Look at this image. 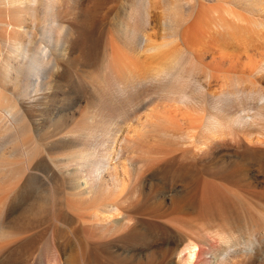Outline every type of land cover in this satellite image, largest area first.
<instances>
[{
	"label": "rangeland",
	"instance_id": "374dc122",
	"mask_svg": "<svg viewBox=\"0 0 264 264\" xmlns=\"http://www.w3.org/2000/svg\"><path fill=\"white\" fill-rule=\"evenodd\" d=\"M5 1L0 0V22L11 23L13 26L22 25L26 28V31L31 33L32 38L27 33H14L10 28L6 30L5 25L0 27V87H2L3 93L6 94L4 96L8 97V99L4 98L5 102L8 100L10 104L16 106V117H18L16 121L20 126V130L16 126L17 129H15L19 131L15 130V132H18L19 136L15 134L23 142V148L26 151L28 150L26 154H22L20 149L18 152L13 150V153H11L13 148L17 149V144L11 149L9 146L13 143H10L11 145L8 143L7 149L11 152L7 149L5 152H10L11 156L7 153L9 156L4 155L6 160L8 159L7 164L20 171L21 175L16 169L11 168L12 172L3 176L0 182L5 181L7 184L14 185L17 179L18 184L29 180L35 186L34 189L38 195L47 191V199L49 198L47 207L42 211L35 212L37 210L35 209L32 214L52 216L57 208L62 206L64 211L71 208L74 209L76 214L77 212L80 213L81 219H88L98 206H90L85 203L87 207L85 204H81L83 201L79 200L82 199L78 193L79 190L76 189L77 192L74 190L71 192V185L68 188L69 178L62 174H58L54 178L51 176L49 168H55V166L62 163L61 161L67 162L69 156L74 154L76 150V152H80V150L84 151L93 146L97 155L103 152L102 140L98 139L97 136L104 137V135L100 136L102 130L117 131V138L123 136L131 138L133 128L141 130L136 138H131H135V149L127 151L124 171H119L120 176L124 179L122 193L119 197H116L117 192H113L112 187L107 190L99 187L96 190L99 196L97 199L102 201L120 199L123 201L122 204L125 209L132 203L143 202L149 210L159 208L160 213L157 214L158 217L147 212L140 215L138 219L141 221L142 227L136 231V234L132 233L124 237L123 235L131 233L128 227H125L106 232L103 235L104 237L94 238L95 243L91 241L87 243L88 245L82 247L77 245V255L84 253L81 257L82 262L78 260L79 264H138L141 261H150L152 258L158 259L160 256L153 257L150 253H147L146 248L150 243L155 244L154 247L157 245L166 246L161 244L165 241L169 243V247H182L184 238L187 240L184 241L185 244L194 242L196 240L193 237L196 234L195 232L203 233L207 230L208 233H211L214 229H220L222 233L229 235L226 242L235 243L247 239L248 252L235 255V264H264V115L257 120L258 122L263 120L262 123H257L256 128L251 130L250 135L246 132L247 130L238 129L236 131L238 135L235 133L231 135L226 132L223 137V140L224 138L226 140H224V145L214 148L211 154L202 156L200 154L197 156L194 152L195 155L191 154L190 144L186 143L187 149V147L185 148L186 144L184 145L180 138L176 137L177 139H175V136L170 135L174 132L171 131L173 128L169 124L168 126L166 123L157 122L159 126L155 125L152 128L149 127L148 123H144L147 124L145 128L136 124L138 120L143 121L145 118L142 111L152 112L153 110L151 114L156 113L157 104L155 107V103H152L151 106L156 108L154 110L150 108L151 106L144 108V102L150 97H154L156 103L159 102L157 100L158 93L164 90L158 86L159 84L157 85V83L150 82L147 79L161 68L170 67L174 72L179 68V73L189 81L184 80L182 86L179 82L180 86L175 85V88L171 90L176 93L182 91L191 94L200 102V105L195 106L191 111L181 107L178 103H165L164 107L166 106V110L172 114H178L182 111L181 114L188 115L194 110L202 113L212 111V109H209L213 99L202 94V92H200L201 94L196 92L193 87L195 82L204 79L205 70H207L208 75L210 71L214 76H223L219 80L220 82L214 81L210 85L207 84V92L210 95L216 96L226 92L237 93L239 91L238 95L235 94L233 97L235 100H233L231 112H234L236 107L240 108V105L244 106L246 103L241 91L253 90L254 88L264 89V71L257 73V68L264 63V50L256 49V52L250 50L249 54L247 53L249 57L246 52L242 51L243 44L241 43L247 40L249 45H252L249 47L250 49H253L256 44L257 46H263L261 43L264 42V0H242L244 2L248 1L246 5L249 6V11L248 9L242 11L244 16L250 21L256 23L259 21L257 23L259 26L253 25L246 39L235 33L227 35L220 32L219 34L210 35L209 45L215 47L213 38L216 35L223 43L219 46L220 49H217V53L213 48L214 50L211 49L210 54L205 55L204 62L207 66H202V69L201 66L198 67L197 64L194 65L191 62L187 53L188 47L186 46L188 45L178 39L177 34L175 35V32L168 25V22L172 19L182 29L186 28L192 20L197 19V16H195V1L152 0V5L146 7L142 0H51L47 8L42 1H38L31 6L32 9L34 7V16L29 13V10L21 6V11H16L11 7V4H7ZM200 2L219 7L225 5L219 0H200ZM190 4H193V7ZM210 19L212 20V18ZM210 19L209 22L207 21L208 23H203L198 28L206 29L211 23ZM49 26L53 29V38L59 41L55 46L56 49L51 48L52 54L48 55V58H44V65L36 76L30 77V70H28L27 65L21 66L17 59L13 58L11 63L15 69L12 67V70L11 68L9 78L16 80L13 82L5 80L2 77L4 76V70L1 65V52L4 50L3 39L14 35L24 42L31 40L29 48L31 51H35L38 50V46L48 43V39L43 37V32ZM59 27H63V29L60 30ZM132 29L136 33H133ZM124 33L128 34V36L126 35L127 38ZM134 34L135 36L132 39L131 36ZM256 36H260L259 39L262 40H259ZM142 37H147L151 44L166 42V51L163 49L160 56L154 57L155 60L153 57L147 56L148 53L145 54L144 50L141 49V44H139L142 42ZM219 41H217V44H219ZM259 41L261 42L259 43ZM214 57L221 62L224 71H215V66L210 63ZM102 59L105 66L107 65L104 72L101 71ZM169 63L172 64L169 65ZM151 72L153 75H151ZM110 76L113 80L115 79L114 82H120L118 87L123 85L124 82L127 83L126 88L124 90L119 89L118 84H115L116 86L112 84ZM117 79L119 80L116 81ZM106 82L112 85L110 86L108 83V87ZM113 86L115 87L114 90H117L114 91ZM201 109L203 110L201 111ZM4 113L0 109V117L12 120L10 114L7 113L6 116V113L5 115ZM134 116H137V119H133ZM165 133H168V135ZM7 134V132L0 129V138ZM89 135L94 137L89 138ZM71 137H74L73 140H71ZM93 138L95 140H90ZM64 139L66 140L64 141ZM238 141L241 142L239 145ZM64 142L67 145V142L72 144L67 146L64 145ZM2 146L4 145L2 144ZM91 150L93 151V149ZM222 151L223 153L220 154ZM198 158L203 159V162H199ZM212 158L215 159L212 160ZM155 159L158 164L154 163ZM145 160L152 163L145 162ZM136 162L145 163L140 167L141 170L144 167L147 168V163V166L152 169L144 168L145 171L142 170L143 172H139V174H133ZM235 162H238L237 164L240 166H245L246 175L242 174V177L240 176L234 183L208 177L195 179L187 176L185 179L178 174L181 171L178 170L180 166L192 168L189 172L191 171L190 174L194 175V173H200L204 170L205 172L207 170L216 171L217 167H214V163L219 164L218 167L222 166L221 169L227 170L231 166H236ZM54 163H56L55 166ZM17 175L20 177L18 178ZM186 180L189 181V184L186 183ZM190 188L193 191L192 194H190L192 192ZM182 198H189L188 200L194 203L191 204L193 208H191V211L181 210L179 202ZM66 204L68 205L66 206ZM195 209H200L205 215L197 216V212L193 211ZM82 213H85L88 218H85ZM13 214H16V212H13ZM190 216L191 219H189ZM194 216L195 219H193ZM190 220L191 223H188ZM206 221L217 223V225L212 224V229L209 230L211 226L208 225L211 222H208L209 224L207 223L206 227ZM187 228L189 229L186 232ZM190 228L194 231L191 232ZM40 229H42V226L36 230ZM224 230L225 232H223ZM33 231L35 232V230H32L20 234V236L33 233ZM185 232L188 236L184 234ZM84 234L85 231H80L77 239L79 237L85 238V235L89 237L87 233ZM170 234H173L174 237L172 236L166 240V237ZM11 236L19 235H6L0 239V243L8 242ZM189 236L194 240L190 239ZM87 237L85 239H88ZM216 238L217 241L214 239L213 242L217 248L218 245H222V241L218 237ZM40 240L36 242L34 253L27 260H25L24 250L13 255L6 252L0 254V264L65 263L69 248L53 249L49 233L44 234ZM197 240L195 243L198 244L204 241L202 238H200V241ZM86 252L87 254L90 252L89 256L87 254L85 256ZM168 259V264L174 263V255Z\"/></svg>",
	"mask_w": 264,
	"mask_h": 264
},
{
	"label": "bare ground",
	"instance_id": "6f19581e",
	"mask_svg": "<svg viewBox=\"0 0 264 264\" xmlns=\"http://www.w3.org/2000/svg\"><path fill=\"white\" fill-rule=\"evenodd\" d=\"M38 1H42L43 5H45L46 8L48 7L49 2H51V0H6L5 2H7V4H11V7L13 9H15L16 11H21V7H24L30 11L29 13H31L32 16H34V12H33L34 7L32 9L31 6L34 5ZM191 1L196 2L195 3L196 4L195 16H197V19L192 20V22H190L186 28H182V29H180V26L176 23V21H174L170 18H169L170 21L168 22V25H170L169 27H171V29L175 32V35L177 34L176 37L178 36V39H180L182 42H184L186 45H188V46H186V47H188L187 53L189 54L191 62H193L194 65L197 64L198 67L201 66V69H202V66H204V67L207 66L206 62H204L205 55L207 53H209L210 50L213 48L215 49V51L217 53V49H220L219 46L221 45V43H223V42H221V39L219 38V36L216 35V37L213 38V40L215 41V47L212 46L211 44L209 45V38H210L211 34L214 35V34H219L220 32H223L227 35H230V34L235 33L239 37L242 36V37H244V39H246V36L251 31L252 26L253 25L259 26V24H257L259 21L257 23L250 21L242 13L243 10L248 9L249 6L246 4L249 0L246 2H244L245 0L244 1H242V0H219L225 4L224 6H220V7L203 4V2H200V0H191ZM142 2L146 5V7L150 6V4L152 5V3H151L152 0H142ZM190 5L193 7V4H190ZM248 11H249V9H248ZM248 11H246V12H248ZM221 17H223V18H221ZM210 18H212V20ZM209 19L211 21V23H210L211 25L209 24L206 29H199L198 28L199 25H201L203 23H208ZM261 24H263V23H261ZM2 25L6 26V28H5L6 30H7V28H10V30L14 33H27V34H30V36L32 38L31 33L26 31V28L22 25L13 26L11 23H1L0 22V27ZM61 28L63 29V27H61ZM61 28H60V30H62ZM52 30L53 29L51 26L45 28V30L43 32V37L44 38L46 37L48 39V43L38 46V48H37L38 50H35V51H33V50L31 51V49L29 48V42L31 41L30 37H29V40H30L29 42H24V41L16 38L14 35L9 36V37H5L3 39L4 50H3V52H1V54H2L1 65L3 66V70H4V74H3L4 76H2V77H4V79L7 81L11 80L9 78V76L11 75L10 72L14 68L12 66L13 64L11 63V59H13V58H16L17 61L19 62V64H21V66L27 65L28 70H30L29 71L30 77L36 76V74L39 72V70L44 65V61H45L44 58L45 57L48 58V55L52 54L51 48H53V47L55 48V46L57 45V42L59 41L58 39L53 38V36H52L53 31ZM134 31L135 30H133V33H136V31L135 32ZM126 32H128V31H126ZM130 32H131V29H130ZM126 35L128 36V34H125V37H126ZM134 36H135V34L133 36H131L132 39L134 38ZM256 37L258 39L260 38V36H256ZM142 38H143V39H141L142 42H140L139 44H141L140 45L141 49L144 50L145 54L148 53L147 56H151V58L153 57V59H154V57L156 58L157 56H160L162 54L163 49H165V51H166V48H167V46L165 44L166 42L165 43L163 42L162 44H153V43L151 44V42H149V39L147 37H142ZM261 38H262V36H261ZM132 39H131V41H133ZM238 39H241V38H238ZM244 39H241V40H244ZM258 39H257V41H258ZM259 40H262V39H259ZM217 41H219V44H217ZM260 42L261 41H259V43ZM241 43L243 44L242 51L244 53L246 52V54L250 50L251 51L255 50V52H256V49L264 50V42H263V44L261 43V45H263V46H260V45L257 46V44H256V46H253V49L249 48L252 45H249L247 40L244 42H241ZM215 51H212V52L214 53ZM210 63H212L215 66L214 67L215 71L220 72V70H223L221 62L217 58L214 57L210 61ZM170 64H172V63H169V65ZM106 66H105L104 60L102 59V69L103 70L101 69V71L104 72V70H106ZM162 67L164 68V66H162ZM204 67H203V69H204ZM11 68H12V70H11ZM16 68H19V67H16ZM148 68H150V67H148ZM178 70H179V68L177 69V71ZM21 71H22V69H21ZM177 71L174 72L172 70V68L168 67V68H164V69L161 68L159 71L154 73V75L151 72L152 73L151 75H153V76L150 75L151 77H148L147 80L150 82L157 83V85L159 84L158 86L164 91H160V93H158L159 99L157 98V100L159 102L158 101L157 102L159 104L155 102L154 97H150L144 102V108L151 106L152 103H155V107L157 105L158 106L156 107L157 109L155 107L153 108L152 106L150 107V108H153L154 110L156 109L155 114L154 113L151 114L153 112L152 109H151L152 112H150V111L148 112L147 109H146L147 110L146 112L142 111L145 114L144 115L145 118L143 119V121H141V120L137 121L136 124L138 126L142 125L145 128V126L147 124L145 125L144 123H148L149 127L152 128L155 125L159 126V123H161V124L166 123V125L169 124L174 129V130L173 129L171 130L174 133H171L170 135L175 136L174 137L175 139H177L176 137L180 138L182 140L181 142H183L184 145L186 143L190 144L191 145V149H190L191 151L190 150H188V151H190L191 154L194 152L195 154H197V156H199V154L202 156V155L211 154V152L214 148L221 147L222 145H224L225 138L223 140V137L225 136L224 134L226 132L233 135L234 133L237 134L236 131L238 129L242 130V131L247 130L246 132L250 135L252 133L251 130L256 128L257 123L258 124L262 123L261 121H263V120H261V121L259 120L260 122H258L257 120L260 119L261 117H263V115H264V89L254 88L253 90H247V91H243V92L241 91V94L243 93V96L245 97L246 103L244 106L240 105V108L236 107L235 111L231 112V109L233 107V102H234L233 100H235L233 97L235 96V94L239 93V91L237 93H231V92L227 93L226 92V93H222V94L216 95V96L210 95L207 92L206 86L210 85L211 82L213 83L214 81L217 83L220 82L219 80L222 79L221 77H223V76H221V75L214 76L213 74H211L210 71H209V75H208L207 70H205L204 79H202V81L198 82L195 79L197 82H195L193 87H194L196 92H199V93L202 92V94L207 95V97L210 96L211 99H213V100H211L212 105H211V108L209 109V110L212 109V111L210 113H205V112L202 113V112H199L197 110H194V112L189 113L188 115L181 114L182 111L179 112L180 114L179 113L178 114H172L170 111L166 110L167 109L166 106L164 107L165 103H172V102L174 104L178 103L181 107H185L187 109H190V111L195 106L200 105V102H198V100H196L193 96H191V94H188V93L182 92V91H179L176 93V92H173L171 90L172 88H175L174 87L175 85L180 86L178 84L179 82H181V86H182L184 80L189 81L188 79H185V76H183L182 74L179 73L180 70L178 72ZM263 71H264V63L257 68V73H262ZM129 72H131V71H129ZM128 75H130V74H128ZM110 78L112 79L111 83L114 85L118 84L117 85V87H118L120 82L119 83L114 82L115 79L113 80V78L111 76H110ZM15 80L13 79L10 82H13ZM118 80L119 79H117L116 81H118ZM35 82H36V80H35ZM145 82H146V80H145ZM108 83L106 82L107 85H108ZM112 84H110V86ZM126 84L124 82L123 85H121L118 88L124 90L127 86ZM108 87H109V85H108ZM114 88L115 87L113 86V90H114ZM1 89H2V87H0V109L6 113V116H7V113L10 114V117L12 120H10V119L8 120V119H4L3 117H0V119H1L0 129H2V131H5L8 133L4 137L0 138V156H1L0 158H3L0 160V180L7 173L12 172L11 168H13L12 166L10 167V165L8 166V164H7L8 159L6 160L5 156H9V155L11 156V153H13V150H14V152L17 150V152H18V150L20 149V151H22V154L23 153L26 154L28 151V150L26 151V149L23 148L24 144L20 140V138L18 137L19 136V134H17L18 132L17 133L15 132V130L17 129L16 126L20 130V126H18V122L16 121V120H18V119H16V118H18V117H16V115H17L16 114V112H17L16 106L10 104L8 102V100L6 102H8L9 104L5 102V99H8V97L4 96L5 93H3V90H1ZM110 90H111V87H110ZM115 90H117V89H115ZM207 101L209 102V100H207ZM239 101H240V99H239ZM239 104H240V102H239ZM166 105L169 106L170 104H166ZM153 106H154V104H153ZM201 108H203V107H201ZM143 110H145V109H143ZM202 110L203 109H201V111ZM5 113H4V115H5ZM224 118H226V120H224ZM133 119H137V116H134ZM157 122H159V123H157ZM149 127H147V128H149ZM175 129H176L177 133H175L176 132ZM19 130H16V131H19ZM139 131H141V130H136L133 128L132 133H131L132 134L131 138L132 137L136 138L140 134ZM160 133H161V131H160ZM168 133H170V132H168ZM168 133H165V134L168 135ZM100 134H101L100 136L104 135L103 138H101V137H99V135H97L98 139L102 140L101 145L104 146L103 147L104 149L102 150L103 152H101L100 154L97 155L95 149L90 144L92 146L90 149H85L84 151L80 150V152H76L77 151L76 150L74 154H71L69 156L68 160L66 159L67 162L64 163V161L58 160L59 162L61 161L62 163L55 166L56 163H58V162H56V163H54L55 168H49V172H50L51 176H53L54 178H56V176L58 174H62L64 176H66L67 178H69L70 184H68V188H69V185H71L70 186L71 192L73 190L75 191L76 189H78L79 190L78 193L81 195L80 198H82L79 200L83 201L81 204L88 203V205H90V206L91 205L98 206L95 209V212H93L91 214V216H89V218L87 216H85V213L84 214L82 213L85 216V218L87 217L88 219H81L80 213L77 212V214H76L74 209H71V208L70 209L66 208L67 211H64L62 209V206L60 205L61 208H57V210L53 213L52 216H47V215L45 216V214L44 215L43 214H38V215L32 214L33 210H35V209H37V210H35V212H36V211H40V210L42 211V210H44V208L47 207V202H48L47 200L49 199V198L47 199V194H46L47 191H44L43 192L44 194L41 193V195H38L35 192V189H34L35 186H33L29 180L25 181V182H21L20 184H18L17 183L18 179L16 177L15 178L17 179V181L14 179V182L16 181L14 185L7 184L5 181L0 182V239H2V237H5L6 235H16V234L19 235V236H15V237L11 236V239L8 242L0 243V254L7 252L10 255H13L14 253H20L22 250H24L25 252L24 251L23 252L26 254L25 260H27V258H29L34 253V251L36 249L35 248L36 242L38 240H40L41 238H43L44 234L49 233L53 249L69 248V254L66 257V261L64 264H79L80 263L79 261H81V257L84 255V253L77 255V245H79V247L88 245L87 243H89L91 241L94 242V240H93L94 238H98L101 236L104 237L103 235L106 232L108 233V232H111L114 230H119V229L125 228V227H128V229L131 231V233L129 232L130 234L127 233V234L123 235L124 237H127L128 235H131L132 233L136 234V231H138V229L142 227L141 221H139V219H138V217L140 215L145 214L147 212V213H151L153 215H156V217H158L157 214L160 213L159 208H153V206H152L153 209L149 210L143 202H139V203H135V204L132 203V204L128 205L129 206L128 208L125 209L123 207V204H122L123 201L120 199H112V200H106V201H102V200L97 199L99 196H98L96 190L99 187H103L105 190L112 187L113 192H115V193L117 192L116 197L120 196V194L122 193L123 188H124L123 187L124 186V179L120 176L121 173L119 171H121V172L124 171L125 161L127 159V157H126L127 151L129 149H135V145H136L135 138L131 139V138L126 137V136L117 138V136H118L117 131L113 132L110 130L109 131L108 130H102L100 132ZM229 134H228V136H229ZM76 136H75V138H76ZM62 137H61V140H62ZM91 137H94V136H91ZM91 137L89 135V138H91ZM73 138L71 140H73ZM231 138H232V136H231ZM66 139H68V138H66ZM66 139H64V141ZM180 139H179V141H180ZM90 140H95V139L93 138ZM69 142H70V138H69ZM69 142H67L68 145L65 142H64L65 144L64 143L63 144L70 146L72 143L69 144ZM8 143H9V145H11L13 143V145L9 146L11 149L14 145L17 144V149L13 148L12 152H11V150L7 149ZM183 143H181V144H183ZM240 143L241 142L238 141V145ZM2 144L4 146H2ZM97 144H99V142H97ZM187 144L185 145V148L187 147ZM225 144H226V142H225ZM79 145H80V143H79ZM6 149L8 151H10L11 153L5 152ZM91 149H93V151ZM187 149H188V147H187ZM6 153L9 155H7ZM161 153H163V152H161ZM164 153H165V151H164ZM222 153H223V151L220 154H222ZM14 154H16V153H14ZM171 154H172V152H171ZM183 156H185V155H183ZM197 156H195V157H197ZM165 157H167V156H165ZM198 159H199V162H203V159L202 160H201V158H198ZM214 159L212 158V160H214ZM157 160H160V159H157ZM155 161H156V159L154 160V163L157 162V161L156 162ZM139 162H136L135 170H134L133 174H136V173L139 174V172H143L142 170L145 171V169H147V168H149L150 170L152 169L151 167L147 166L148 165V163H147V165H146L147 168L144 167L145 169L142 168V170H141L140 167L143 166L142 164L145 165V163L141 164ZM145 162H151V161L145 160ZM151 163H150V166L152 165ZM216 163H214L215 164L214 167H217L216 171L207 170L205 172V170H204V171H201L200 173H196V174L194 173V175H191L190 174L191 171L189 172V170H191L192 168H190L188 166H180V168H178V170L180 169L181 171H179L180 173H178V174H179V176L184 177V178L187 176H190V178L193 177L195 179L200 178V177H208V178H216V179L224 180V182L225 181H227V182L232 181L233 183H234V181H237L242 174L246 175L245 166L244 167L242 165L240 166L239 164H237L238 162H235L236 166H231L227 170H225L224 168L221 169L222 166L218 167L219 164H216ZM156 164H158V163H156ZM204 164H206V163H204ZM18 172L20 174V171H18ZM106 173H107V175H105ZM14 175H16V173H14ZM203 175H205V176H203ZM64 176H63V178H65ZM17 177L19 178L20 176L17 175ZM181 177H179V178H181ZM181 179H183V178H181ZM187 180H189V179H187ZM187 180H186V183L189 184V181L187 182ZM190 180H192V179H190ZM182 182H183V180H182ZM40 185H41V183H40ZM42 185H43V182H42ZM191 191H192V189H191ZM191 191H189V192H191ZM75 192H77V191H75ZM192 193H193V191L190 194H192ZM190 194H189V196H190ZM184 196L188 197L187 195H184ZM75 199H76V197H75ZM188 199L189 198H185V199L182 198V200L179 202V207L181 208L182 211H191V208H192L191 204H194V203H191L190 202L191 200L189 201ZM76 204H77V202H76ZM67 205L68 204H66V206ZM85 205L87 206V204H85ZM79 206H81V205H79ZM193 211L197 212V216L198 215H200V216L205 215V214L203 215V213L200 211V209L199 210L195 209ZM13 212L14 213L16 212V214H13ZM175 214H177V213H175ZM88 215H90V214H88ZM195 218L196 217L194 216L193 219H195ZM182 219H183V217H182ZM187 219H188V217H187ZM189 219H191V216L189 217ZM193 219H192V221H193ZM202 219H205V218H202ZM140 220H141V218H140ZM211 221L213 222V220H211ZM211 221H206V227H207V223L208 222L210 223ZM212 222L210 224L208 223L209 224L208 226H211L212 224H214ZM214 222H215V220H214ZM188 223H191V220ZM215 224L217 225V223H215ZM41 226H42V229L36 230L37 228H39ZM221 227H222V225H221ZM188 229L189 228L186 229V232L188 231ZM211 229H212V226L209 230H211ZM217 229H218V226H217ZM32 230H35V232L33 231V233H29V234L20 236V234L28 233ZM192 230L190 228L191 232H192ZM200 230H201V228H200ZM214 230H216V229H214ZM214 230H213V232H214ZM80 231H85V234L87 233L89 237H87V235H85V234L84 235L88 239H85L86 237L85 238L79 237V239H77V235L80 234ZM186 232L184 233L185 235H186ZM206 232H207V230L203 231V233H200L197 231V232H195L196 234L193 235V237H195L196 240L199 239V241H200V238H202L204 240L202 243H204V244L195 243L196 240L194 242L192 241V242H188L185 244L184 241H187L185 238H184V241L182 242L184 244L182 247L181 246L180 247H174V248L169 247L168 246L169 243L165 242V241H163L161 244H164L166 246L157 245L156 247H154L155 244L150 243L149 246L146 248L147 253H150L153 257L154 256H156V257L160 256V257L158 259L152 258L150 261H141L138 264H168V261H169L168 258L173 256V255H174V263L173 264H189V263H191V264H235V260H236V259H234L235 255H237L239 253L248 252L249 244L247 242V239L243 240L242 242L230 243L229 241L226 242V239H228L229 235L222 233V230L220 231V229L216 230V232H214V233L211 231H210L211 233H208V232L206 233ZM223 232H225V230ZM169 233H171V232H169ZM172 233H173V231H172ZM197 233H198V235H197ZM172 236L174 237L173 234H170L169 236L166 237V240ZM186 236H188V235H186ZM191 236H192V234H191ZM191 236H189V237H191ZM196 236H198V237H196ZM182 237H184V236H182ZM216 237H218V239L222 241V245H220V246L218 245L219 247L217 246V248L214 246V242H213L214 239L215 240L217 239ZM186 238L188 239V237H186ZM158 239H160V238H158ZM190 239H193V238L191 237ZM218 242H220V241H218ZM93 245H95V244H93ZM97 245H95V246H97ZM215 245H216V243H215ZM86 248H87V246H86ZM93 248H94V246H93ZM86 250H88V249H86ZM89 253L87 254V252H86L85 256H86V254L89 256ZM134 255H135V253H134ZM134 255H132V256H134ZM83 264H85V263H83Z\"/></svg>",
	"mask_w": 264,
	"mask_h": 264
}]
</instances>
